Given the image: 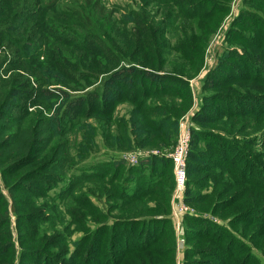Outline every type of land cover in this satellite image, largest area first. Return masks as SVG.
I'll return each mask as SVG.
<instances>
[{
  "label": "trees",
  "instance_id": "1",
  "mask_svg": "<svg viewBox=\"0 0 264 264\" xmlns=\"http://www.w3.org/2000/svg\"><path fill=\"white\" fill-rule=\"evenodd\" d=\"M136 1V7L128 11L105 0H72L71 7L62 11L60 0L50 1L56 11L46 18L48 30L40 46H35L48 52L40 71L45 83L52 79L63 87L70 86L67 72L94 83L103 76L98 88L78 97L62 91L69 102L100 104V112L109 89L140 88L141 95L129 93L130 99L137 100L130 117L131 141L138 146L172 147L178 118L192 106L189 75H197L202 68L204 52L197 48L206 47L224 11L215 9L216 3L210 0ZM250 4L242 0L240 15L225 32V43L239 42V49H219L213 68L202 81L203 89L218 90L203 98L208 108L214 104L217 113L201 120L196 117L202 110L194 115V121L213 126L192 134L194 140L203 141L209 158V164L199 170L205 175L201 181L193 182L188 169L192 159L204 162L200 155L204 151L196 152L192 141L186 158L184 202L210 208L211 215L228 214L229 224L185 215L180 264H264L260 259L264 258V19L259 18L264 9L259 15L252 14L253 10L244 9ZM261 4L256 7L264 8ZM161 12L162 20L156 25ZM177 24L181 31H176L190 32L189 42L166 38V32ZM238 29L245 34L237 33ZM29 45L13 47L16 55L36 54ZM171 54L178 56L171 74L158 73ZM134 75L133 82L129 81ZM137 78L151 83L144 89L137 85ZM155 82L168 83L157 95L162 100L169 98L162 107L145 104L147 95L155 94L149 90ZM67 102L56 115L59 121ZM12 110L8 101L0 103V264H178L170 159L150 156L141 160L127 168L120 183L116 181L120 164L108 160L89 161L75 168L76 173L70 172L73 157L65 143L54 145L56 133L48 119L40 117L25 126L26 117H12ZM156 115L160 118L154 119ZM166 174L171 188L158 190V176L164 181ZM87 182L95 188L83 193ZM192 189L195 195L190 199ZM53 190H57L52 199L58 205L52 211L57 212L63 201L60 206L68 221L60 231L52 227V235L47 236L39 234L43 216L38 203L50 199ZM57 221L63 222L64 217ZM74 234L79 236L72 239ZM202 239L208 241L201 243ZM192 240L198 245L193 247Z\"/></svg>",
  "mask_w": 264,
  "mask_h": 264
},
{
  "label": "rangeland",
  "instance_id": "2",
  "mask_svg": "<svg viewBox=\"0 0 264 264\" xmlns=\"http://www.w3.org/2000/svg\"><path fill=\"white\" fill-rule=\"evenodd\" d=\"M50 1L52 0H0V69H2V72L0 73V103L8 101L9 105L13 107L11 112L12 117H26L24 122L25 126H31L37 118H47L54 130V133H56L54 145L60 142L65 143L67 145L66 149L69 155L73 157V162L69 167L70 172L75 171V168L87 165L89 161L96 162L100 160H108L113 164H120V166L115 164L119 167V176L116 179L118 183H120V181H122V179L127 175V168L137 166L141 160L147 159L150 156L165 157L170 159V167L172 168L173 164L170 155L175 149L181 130L187 129L189 131V147L192 144V141H194L193 148L195 151L198 152L201 149V151H204L200 154L204 159V162H202L200 158L199 160L192 159L189 162L190 170L188 169L189 177L193 182L201 181V178L205 175L203 174L204 171L199 172V170L209 164V158L207 154L205 156L207 148L203 145V141H198L197 138L194 140L192 134L201 129L206 130L210 129V127L213 128V126L211 124H207V122H203L201 124L194 121V115L199 110H202L203 114L200 113L196 117L201 120L205 115L210 117L209 114L217 113V110L213 108L214 104H210L211 108H208L209 105L203 102V98L204 96H208L218 90V88L207 86L203 89L202 81L207 78V74L213 68L216 62V53L219 49L222 47L238 48L240 45L239 42L226 44L225 32L228 27H232L234 21L240 15V12L242 11V0H210L211 2L217 4L214 5L215 9L224 12L218 16L221 19L220 23L213 35H211L207 41L206 47L203 50L195 47L199 49L198 51L204 52L203 64L197 75H189V88L193 97L192 106L189 110H187V112L183 115L181 114L178 118L175 145L172 147H167L164 144L161 146L158 144L157 146L160 147H156L146 143L138 146L131 141L133 140V137L130 131V117L136 108L137 100L134 102L133 99H130L129 93L138 91L139 95H141L140 88L136 86H131V88L129 86H124V88L117 87L109 89L108 94L105 96L106 104L102 108L103 112H100V104L93 102L95 104L94 108L92 106V102L87 100L86 102H76L77 100L69 102V99L66 100L65 96H63L62 91L72 97H78L81 93L93 91L98 88L99 82L103 79V76H99V80L94 83L89 82L86 79L83 81L77 77V74L75 75L67 72V83L70 86L63 87L60 84L53 83L52 79H50L49 83H45V77H43L40 69L42 68L41 62L45 57H47L48 52L46 49L43 50V48L38 51V47L36 48L35 46H40L38 43L44 33L48 30L45 25L46 18L53 15V12L56 11V9L52 10V5L49 4ZM71 1L72 0H60V2H58L60 10L65 11L66 9H69V7H71ZM133 1L136 0H105V2L109 3V5L118 6L126 11L133 9V5L136 7ZM249 1H251V4L245 6L246 8L243 6L244 9L253 10L250 11L252 14H261L263 11L262 9L264 8H257L256 6L258 3H262L264 5V0H258V2L254 0ZM253 2L255 4H253ZM138 3L139 2L136 1L137 5ZM209 6L210 5H207L204 9L208 10ZM254 9L258 12H255ZM162 17L163 14L161 12L155 20L156 25L161 22ZM259 18L264 19V15H260ZM177 28L181 31L180 25L177 24L172 30L166 32V38L172 42H180V44H185V41L189 42L191 37L189 34L190 32L185 29L187 31L181 33L175 30ZM236 32L243 34L245 30L238 29ZM19 35L29 37L31 41L23 42L19 40ZM23 44H30L29 46L31 51L37 53H25L24 57L17 56L13 47H20ZM177 57V55L171 54L165 64L164 70L159 71L158 73L166 75L171 74L173 69L172 66L174 65L173 61ZM130 64V66L136 65L135 63ZM135 67L141 69L138 65ZM145 70L149 71L148 69ZM135 76L136 75H134L129 81L133 82ZM222 79L225 80V78ZM136 81L138 83L137 85L141 84L144 89L147 87V83H151L150 81H141L139 78H137ZM208 83L214 84V81L209 80ZM165 85H168V83L162 85V83L155 82L149 87V90L152 88V90L155 91V94L154 96L146 94L147 101L145 104L148 107H162L169 100L168 97L162 100V98L157 96L161 93V90ZM65 102H67L68 105L62 115L59 116L61 117L59 121L56 119V115L60 109L62 110V106H64L63 103ZM203 107L207 108L205 109ZM159 118V115L154 116V119ZM53 119L56 121L57 126H54L55 121ZM134 157L138 160L137 164L132 163V158ZM76 172L77 170L74 173ZM161 176L162 175L158 176V184L160 186L158 190L167 191L171 188L169 180H166L169 175H165L164 181H162ZM89 188L94 189L95 184L93 182L85 183L83 193L87 192ZM174 189L175 183L173 185L171 198L174 193ZM56 191L57 190H53L49 192L48 195L50 196V199L39 200V213L43 216V221L38 228L39 234L46 233L47 236L52 235V227L55 226V229L60 231V227H63V225H65L68 221V218L65 217L63 213V201H61L57 207V212L54 213V211H52L54 210V207L58 205V202L52 199L55 197L54 195ZM194 195L195 192L194 189H192V194H189L188 197L191 199ZM185 206L189 208V216L209 217L216 223L223 226H227V224H229L230 216L228 214L222 213L211 215L209 214L210 208L203 209L202 207L191 203H185ZM62 216L64 217V221L58 222L57 220H59ZM184 216L185 215H183L180 220L181 226L183 225ZM54 218L57 220H53ZM14 235L15 233L12 229V236ZM78 236L79 234H74L72 239H75ZM201 241V243H204L207 242L208 239H202ZM197 243V240H192L191 242L193 247L197 246ZM182 250L183 247L177 254L178 264L181 263L183 258ZM257 256L260 257L259 255ZM260 259L261 263H264V258L260 257Z\"/></svg>",
  "mask_w": 264,
  "mask_h": 264
},
{
  "label": "built area",
  "instance_id": "3",
  "mask_svg": "<svg viewBox=\"0 0 264 264\" xmlns=\"http://www.w3.org/2000/svg\"><path fill=\"white\" fill-rule=\"evenodd\" d=\"M189 149V131L182 129L177 140L172 159V173L175 183L174 193L171 198V219L177 237L178 252L183 247V228L180 224L181 217L188 215V209L183 202V195L186 186V158ZM148 155V154H147ZM146 155V156H147ZM137 158H132V163L137 164Z\"/></svg>",
  "mask_w": 264,
  "mask_h": 264
}]
</instances>
